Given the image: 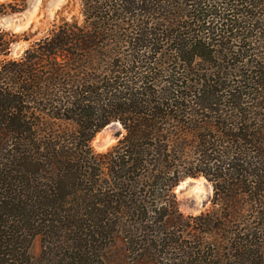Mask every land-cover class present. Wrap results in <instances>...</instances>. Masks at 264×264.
I'll use <instances>...</instances> for the list:
<instances>
[{
    "label": "trees",
    "instance_id": "obj_1",
    "mask_svg": "<svg viewBox=\"0 0 264 264\" xmlns=\"http://www.w3.org/2000/svg\"><path fill=\"white\" fill-rule=\"evenodd\" d=\"M79 2L80 23L18 58L0 29V264H42L38 237L46 264H149V236L177 243L168 226L189 219L230 232L256 200L255 225L236 232L262 233L264 0ZM113 121L124 134L94 153ZM196 176L212 206L184 219L173 189ZM193 249L180 243L172 264L200 262Z\"/></svg>",
    "mask_w": 264,
    "mask_h": 264
},
{
    "label": "rangeland",
    "instance_id": "obj_2",
    "mask_svg": "<svg viewBox=\"0 0 264 264\" xmlns=\"http://www.w3.org/2000/svg\"><path fill=\"white\" fill-rule=\"evenodd\" d=\"M12 6L19 10L10 11ZM0 7L6 10V12L0 13V17L7 14L28 12V16L21 26L0 25V29L17 35V40L11 43L9 58H18L32 41L61 24L62 20L68 22L76 20L77 23L82 21L79 0H0ZM1 58L0 56V60ZM123 134L124 130L119 122L113 121L93 136L89 143L90 147L94 153H103L113 146ZM2 147L3 141L0 142V149ZM96 192H98L97 187L93 188V193ZM173 192L176 206L184 219H187L186 216H196L211 209L213 189L211 183L203 176L184 177L175 185ZM259 194L255 193V197H259ZM77 202L82 203V199H78ZM257 205H259L258 200L251 207H247L244 210L243 220L238 223L233 222L230 225V232L215 230L210 235L207 230L208 227L203 222L195 226L192 225L194 221L189 219L185 226L178 224L174 229H171L172 226H168L169 233L173 230L183 231L182 234H179L180 239L177 242L179 245L159 233L149 236L147 242L153 255L149 264H172L173 260L178 261L177 257H183V254L179 253L178 250L180 243L194 247L189 262L198 256L200 262L196 264H264V230L260 234L250 232L246 239L242 233L236 232L238 229L241 231L251 229L255 225V216L258 212ZM31 241V256L36 261L46 264L48 260L43 254L41 238L38 237ZM175 252H178L177 255ZM204 257L208 260L207 262L203 260Z\"/></svg>",
    "mask_w": 264,
    "mask_h": 264
},
{
    "label": "water",
    "instance_id": "obj_3",
    "mask_svg": "<svg viewBox=\"0 0 264 264\" xmlns=\"http://www.w3.org/2000/svg\"><path fill=\"white\" fill-rule=\"evenodd\" d=\"M27 16V11L7 14L5 16L0 17V25L12 24L14 27H18L24 24Z\"/></svg>",
    "mask_w": 264,
    "mask_h": 264
}]
</instances>
